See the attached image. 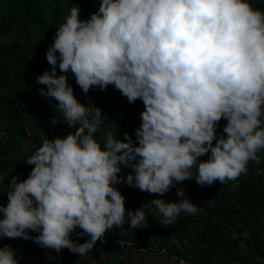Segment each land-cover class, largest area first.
<instances>
[{"label": "clouds", "instance_id": "clouds-1", "mask_svg": "<svg viewBox=\"0 0 264 264\" xmlns=\"http://www.w3.org/2000/svg\"><path fill=\"white\" fill-rule=\"evenodd\" d=\"M46 55L52 67L37 75L47 85L38 91L58 100L74 130L44 139L25 160L34 165L28 176L11 177L0 237L84 255L114 225L145 226L152 206L166 225L196 213L183 187L179 199L163 195L186 178L226 183L260 159L264 8L253 0H102L87 17L75 3ZM69 73L84 92L111 83L129 101L141 98L135 138L109 129L98 139L102 108L78 99ZM124 166L133 171L120 175ZM122 181L161 195L128 209ZM77 227L88 239H73ZM0 264H20L12 245L0 246Z\"/></svg>", "mask_w": 264, "mask_h": 264}, {"label": "trees", "instance_id": "trees-1", "mask_svg": "<svg viewBox=\"0 0 264 264\" xmlns=\"http://www.w3.org/2000/svg\"><path fill=\"white\" fill-rule=\"evenodd\" d=\"M71 1L0 0V118L5 120V125L1 129H4L6 133L5 139L0 138V203L2 204L8 202L7 191L11 177L16 175L18 179H24L34 166L25 161L34 151L26 139L37 141V146H39L44 139L64 135L74 130L63 120V110L59 108L57 100L38 91L47 85L41 84L36 79L37 75L43 73L40 70L43 66L42 57L45 56L43 49H46L47 44L52 42L57 26L65 19L63 10L71 9L73 5ZM101 2L102 0H79L82 16H90L94 10L98 9ZM253 4L264 8V0H253ZM27 19H31L37 26L32 25V22L27 24ZM9 36L14 39L8 40ZM35 40L40 43V47L28 55L26 63L19 58H13L12 52H20L19 49L31 45ZM69 80L81 102L99 105L103 112L106 105L102 94L97 93L98 90H101V93L113 91L122 102L128 99L111 83L106 88L93 85L88 92H84L81 86H77L74 74L69 73ZM85 94L92 95V100L83 101L82 96ZM108 111L105 109V112ZM57 115L60 118L53 125L52 118ZM119 119L116 126L107 125L102 131L98 129L97 138L100 139L102 134L109 129L117 132V136L122 139L125 138L123 135L125 131L131 132L135 138V129L141 124V119L136 116L126 118L123 115H120ZM32 120H34L36 133L28 137L25 128L28 121ZM218 123L223 129L227 120L222 117ZM209 154L205 153L201 159H207ZM129 169L131 167L124 166L120 175ZM213 184L219 185L221 191L210 205L205 206L208 213L219 218L224 217L226 221L229 218L241 219L242 229L253 226L246 242L259 254L261 263L258 264H264V156H261L255 166L249 168L246 176L241 174L226 183L217 180ZM117 186L125 194L126 208L135 209L143 205L138 203L139 198L135 187L123 181ZM154 194L161 195L160 193ZM163 195L168 199L177 198L176 185ZM146 211L148 219L145 226L148 227L153 221V213L149 209ZM2 216L3 213L0 212V217ZM80 231L81 229L77 227L76 233ZM82 238L83 240L88 239L87 234ZM4 244H10L15 249L27 247L24 237H0V246ZM96 244L103 243L100 239Z\"/></svg>", "mask_w": 264, "mask_h": 264}, {"label": "crops", "instance_id": "crops-1", "mask_svg": "<svg viewBox=\"0 0 264 264\" xmlns=\"http://www.w3.org/2000/svg\"><path fill=\"white\" fill-rule=\"evenodd\" d=\"M35 43L38 42L33 41L31 44L34 48L36 47ZM217 131L219 132V129ZM130 171L133 169H129L122 175L126 176ZM178 187H183L185 195L199 204L196 213L182 211L174 222L166 225L161 223L162 214L155 206H152L149 210L153 213V221L148 227L132 229L126 222L124 225L110 227L105 233V237H125L152 247L164 246L170 251L201 263L213 261L215 264H226L230 260L242 261L247 264L261 263L259 254L246 242L253 226L242 229L243 221L241 219L229 218L226 221L223 219L224 217L210 215L205 208L221 191L219 185H201L193 176L176 185V194ZM135 189L139 204H144L156 196L154 193L143 191L138 187ZM142 192H145L144 198H141ZM171 199H179V197ZM72 237L75 240L83 241L82 236L78 233L73 234ZM26 243V248L16 249L18 256H23L20 259V264H115V259H118V264H176L155 251L124 249L109 244H95L88 253L80 255L67 247L59 251L42 247L30 238H26Z\"/></svg>", "mask_w": 264, "mask_h": 264}, {"label": "rangeland", "instance_id": "rangeland-1", "mask_svg": "<svg viewBox=\"0 0 264 264\" xmlns=\"http://www.w3.org/2000/svg\"><path fill=\"white\" fill-rule=\"evenodd\" d=\"M71 3L72 4H75V3L79 4V0H76V1L72 0ZM69 11H70L69 8L63 10L64 17H66V15L69 13ZM31 22H32V25L35 24L31 19H27L26 23L28 24ZM11 39H14V37L9 36L8 40H11ZM35 41L38 42L37 40H35ZM35 46H36L35 48L31 45L25 46L22 49H19L20 52H17V53L12 52V56H13V58H19L23 63H26L27 59H28V55H30L32 52H35L40 47V43L39 42L35 43ZM48 46H49V44H47L46 49H43L45 56L42 57L43 59H42L41 64L43 66L40 67V70L42 72L45 69H50L52 67V65L47 60V55H46V50H47ZM57 72H59V64L58 63H57ZM76 84H77V86L79 85L77 83V81H76ZM97 93L99 95L102 94V97L104 98V102L106 105L105 109L109 110L108 112H105V109H104V112H103L104 114L102 115V123H101V126L99 128L101 131L104 130V127L107 125L116 126L119 123L120 115H123L126 118H130L131 116H136L137 118L141 119V112L145 107L144 101L141 98H137L135 101H129V99H127L126 101L122 102L121 100L118 99L117 94L113 91H107L105 93H101V90H98ZM124 96H126V95H124ZM88 97H89V100H92V95L88 94ZM51 99L56 100L55 97H52ZM57 103H58V100H57ZM4 125H5V120L3 118H0V128H2ZM26 127L30 128L32 135L36 133V129L34 127V120L28 121V123L26 124ZM218 129L220 132H222V130H223L221 128V126H219ZM32 135H30L28 137H31ZM26 140H27V142L30 143L31 149L35 150V148L37 146V141H34L33 139H29V140L26 139ZM258 155L261 159V156H264V149H261L258 152ZM258 161L257 160H250L248 162V171H249V168L255 166ZM247 172L242 173L243 176H246ZM143 194H145V192H142L141 198H144Z\"/></svg>", "mask_w": 264, "mask_h": 264}, {"label": "built area", "instance_id": "built-area-1", "mask_svg": "<svg viewBox=\"0 0 264 264\" xmlns=\"http://www.w3.org/2000/svg\"><path fill=\"white\" fill-rule=\"evenodd\" d=\"M83 101H90L87 94L82 96ZM92 104V103H91ZM25 132L28 136L32 134L29 127L25 128ZM6 133L4 129L0 128V138L5 139ZM29 231H32L29 229ZM34 233V232H33ZM76 230L72 233L75 234ZM101 241L103 244H109V245H116L119 247H122L124 249H135V250H142V251H155L156 253L165 256L170 262L176 263V264H215L213 261H207L206 263L198 262L190 257H186L180 254H177L173 251L168 250L164 246H158V247H152L148 246L140 241L132 240V239H126L122 237H113V238H106L105 236L101 238ZM20 259L23 258L22 255H19ZM226 264H247L242 261L237 260H230Z\"/></svg>", "mask_w": 264, "mask_h": 264}, {"label": "water", "instance_id": "water-1", "mask_svg": "<svg viewBox=\"0 0 264 264\" xmlns=\"http://www.w3.org/2000/svg\"><path fill=\"white\" fill-rule=\"evenodd\" d=\"M119 259H121V257H119ZM114 263H115V264H118V263H119L118 259H115V260H114Z\"/></svg>", "mask_w": 264, "mask_h": 264}]
</instances>
